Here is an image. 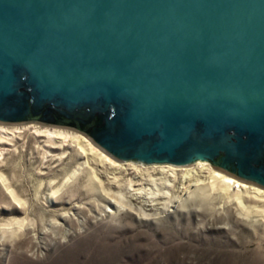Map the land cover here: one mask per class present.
<instances>
[{"label": "water", "instance_id": "95a60500", "mask_svg": "<svg viewBox=\"0 0 264 264\" xmlns=\"http://www.w3.org/2000/svg\"><path fill=\"white\" fill-rule=\"evenodd\" d=\"M0 122L264 187V0H0Z\"/></svg>", "mask_w": 264, "mask_h": 264}, {"label": "rangeland", "instance_id": "374dc122", "mask_svg": "<svg viewBox=\"0 0 264 264\" xmlns=\"http://www.w3.org/2000/svg\"><path fill=\"white\" fill-rule=\"evenodd\" d=\"M26 124L0 133V264H264V226L234 213L236 202L228 206L236 216L218 210L224 198L162 219L108 213L93 171L113 190H127L141 172L101 163L35 127L53 125L0 122ZM244 201L264 209L251 194Z\"/></svg>", "mask_w": 264, "mask_h": 264}, {"label": "bare ground", "instance_id": "6f19581e", "mask_svg": "<svg viewBox=\"0 0 264 264\" xmlns=\"http://www.w3.org/2000/svg\"><path fill=\"white\" fill-rule=\"evenodd\" d=\"M24 126L28 125H15L13 128L0 125V133L20 132L25 128ZM35 127L36 131L42 135L75 143L84 155H92L101 163L108 162L110 165L124 169L132 165L141 172L137 177L139 179L130 180L127 190H124V187L113 190L106 188L101 177L95 172L96 169L93 171V182L104 194L108 213L117 214L121 212V209H127L141 218L162 219L173 212L190 208L197 209V206L202 207L201 205L209 200L224 198V204L218 205V210L222 209V212L225 211L227 214L230 212L232 215L236 213L246 220L259 222L264 226V209L250 208L244 201V198L250 194L264 200V187L227 174L209 162L197 161L191 165L143 163V169H140L142 162L115 159L100 150L88 137L78 131L54 126L35 125ZM87 163L88 160L83 161L81 167ZM176 182L179 183L178 186ZM234 202H236L234 208L236 212L232 213L229 208Z\"/></svg>", "mask_w": 264, "mask_h": 264}, {"label": "snow or ice", "instance_id": "6c2138e0", "mask_svg": "<svg viewBox=\"0 0 264 264\" xmlns=\"http://www.w3.org/2000/svg\"><path fill=\"white\" fill-rule=\"evenodd\" d=\"M217 175H219V173H217Z\"/></svg>", "mask_w": 264, "mask_h": 264}]
</instances>
